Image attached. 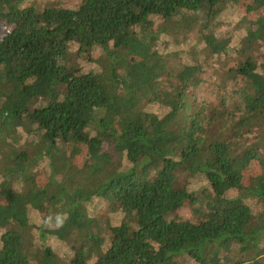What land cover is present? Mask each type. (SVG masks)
<instances>
[{"label":"trees","instance_id":"obj_1","mask_svg":"<svg viewBox=\"0 0 264 264\" xmlns=\"http://www.w3.org/2000/svg\"><path fill=\"white\" fill-rule=\"evenodd\" d=\"M0 22V264H264V0H0Z\"/></svg>","mask_w":264,"mask_h":264},{"label":"rangeland","instance_id":"obj_2","mask_svg":"<svg viewBox=\"0 0 264 264\" xmlns=\"http://www.w3.org/2000/svg\"><path fill=\"white\" fill-rule=\"evenodd\" d=\"M73 1H69V4L67 6L69 7H72L73 6ZM254 17H256L257 19L260 18L261 16H259L258 14H254ZM155 26L158 30H161L163 32L165 31H168V28H167V25H165L162 21L160 20H156L155 21ZM7 28V25L5 23H1L0 22V34H3L5 29ZM225 29V28H224ZM223 30L219 31L217 34L218 35H221L223 36ZM216 40V39H215ZM250 40V44L251 46H256L257 47V40L256 38H254L253 36H250L249 38ZM260 51V48L257 47L256 50L254 52H259ZM226 65H231V64H236V62L234 61H229V62H226L225 63ZM227 76L231 77L232 74H225L224 75V79H226V81H228L229 83L233 84V87L234 89H240L242 87V83L240 82H234L233 79H229L227 78ZM205 77L207 78L208 77V74H205ZM135 84L137 85V89L135 90V95L137 96V98L140 100V101H148L150 96H151V93L149 91H147L144 87H141L139 82L138 81H135ZM205 94H208V92H204ZM17 123L19 124H24L23 122V119L22 118H17L16 120ZM6 195H9V189L8 187H6ZM40 192V187L38 185H34L33 188L30 190L29 192V196L30 197H35L36 195H38ZM180 195H183L184 192L183 191H179L178 192ZM178 214L182 217V222L183 223H189L191 221H193V214L192 212L187 208V207H181L179 210H178Z\"/></svg>","mask_w":264,"mask_h":264}]
</instances>
